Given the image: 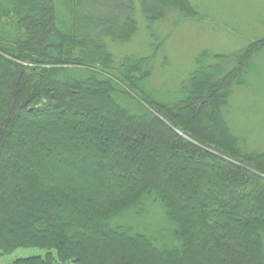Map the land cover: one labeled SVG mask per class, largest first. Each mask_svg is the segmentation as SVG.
<instances>
[{
  "label": "trees",
  "instance_id": "trees-1",
  "mask_svg": "<svg viewBox=\"0 0 264 264\" xmlns=\"http://www.w3.org/2000/svg\"><path fill=\"white\" fill-rule=\"evenodd\" d=\"M134 2L0 0V253L49 250L19 264H157L153 254L185 259L197 250L199 264H264V149L249 147L227 118L264 40L229 57L203 51L165 92L149 83L161 49L152 24L169 9L200 15L190 0H139L152 54L118 61L108 40L137 33ZM70 155L107 180L53 168ZM190 160L223 167L183 168ZM28 166L43 169L37 182L25 179ZM87 236L118 245L103 250Z\"/></svg>",
  "mask_w": 264,
  "mask_h": 264
},
{
  "label": "rangeland",
  "instance_id": "rangeland-1",
  "mask_svg": "<svg viewBox=\"0 0 264 264\" xmlns=\"http://www.w3.org/2000/svg\"><path fill=\"white\" fill-rule=\"evenodd\" d=\"M190 1L194 3V7L197 9L200 17L184 19L180 17L181 14L179 11L167 9L169 11L168 15L162 21L152 24L156 30L158 41L161 42V49L152 63L153 69L149 83L153 87L165 92L166 89L167 91L168 89L174 90L182 85L188 74L197 68L198 57L203 51H209L211 56L220 54L229 57V55L237 53L252 41L264 40V0ZM135 2L133 6L135 9V18L138 21L137 33L128 43L117 44L115 41L108 40L109 47L118 61L122 60V57L126 54L138 56L139 54L141 56L152 54V40L147 30L148 21L140 10L139 0H135ZM96 8L101 10V7L96 6ZM114 9L108 8L106 11L117 16L118 13ZM106 11L101 10L99 13L110 15ZM176 17L179 20L176 21ZM93 36L95 35L93 34ZM221 71H223V66ZM247 74L244 79L247 84L246 87H237L232 92L229 114L227 113L228 123L235 134L246 139V144L249 147L264 149V47L260 54L255 56L250 67V72H247ZM219 75L216 74V77L218 78ZM198 87L199 91L202 92L206 88V84L203 83L202 85L198 83ZM210 106L207 109L212 113L213 107ZM66 120L64 118L59 122L64 123ZM205 123L207 124V122ZM60 129L61 126L57 124L54 132L57 133ZM56 133L52 136L54 139L57 137ZM181 134L185 135L184 133ZM77 140L84 141L81 137L77 138ZM88 140L90 141V137H87V140L85 138V141ZM6 157L12 159L13 163L20 159L13 155H6ZM76 159L78 158L71 155L69 158L56 156L55 165L58 163L62 164L64 171L71 173L78 171L81 174H85V176H91V179H106L105 176L107 175L100 169L85 170L81 168L80 170L72 161L76 163L80 162L81 164L83 160ZM214 162L215 166L213 168L207 167L203 162L192 160L181 164L185 169L189 167H203L208 172L217 175L223 167V162L219 160ZM82 163L84 164V162ZM41 166L44 167L43 163H41ZM58 166H53V168H58ZM25 170V179L28 181L37 182L43 174V169L34 166H28ZM1 179L4 180L2 176H0ZM51 187L55 188V183H51ZM226 191L228 194L237 193V190L233 187L227 188ZM249 192V190L245 191V193ZM43 193L47 194L45 192ZM119 193V191H115L112 193V196L119 195ZM178 200H182V198L177 197L175 201L177 202ZM182 201L186 200L183 199ZM19 208L22 210L21 206ZM23 213L21 214L23 215ZM194 214L195 212L192 211V213L188 212L186 216L191 219V216ZM248 216L253 218L250 213ZM16 222L13 221L15 227L17 226ZM192 231H196V228L193 227ZM95 233L98 234V232ZM89 236H87L89 243L99 245L103 250H112V246L118 245V240L116 241L113 238H110L106 245L99 241V237L91 238ZM135 248L136 250H140L141 248V253L147 252L145 247L142 248L135 245ZM48 252L49 250L40 247H20L10 254L0 253V264H19L17 262L19 258L33 255L45 256ZM52 252L56 254L54 250ZM153 256L156 258L154 261L157 264H199L200 260L197 250L191 257H186L185 259L154 254Z\"/></svg>",
  "mask_w": 264,
  "mask_h": 264
}]
</instances>
